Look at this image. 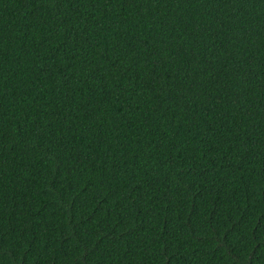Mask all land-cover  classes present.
<instances>
[{
  "label": "trees",
  "instance_id": "16d2710c",
  "mask_svg": "<svg viewBox=\"0 0 264 264\" xmlns=\"http://www.w3.org/2000/svg\"><path fill=\"white\" fill-rule=\"evenodd\" d=\"M0 264H264V0H0Z\"/></svg>",
  "mask_w": 264,
  "mask_h": 264
}]
</instances>
